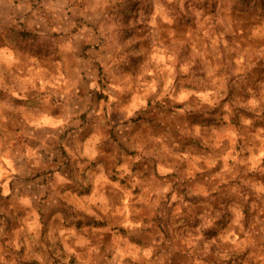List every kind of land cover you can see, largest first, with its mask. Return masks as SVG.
<instances>
[{
  "label": "rangeland",
  "instance_id": "374dc122",
  "mask_svg": "<svg viewBox=\"0 0 264 264\" xmlns=\"http://www.w3.org/2000/svg\"><path fill=\"white\" fill-rule=\"evenodd\" d=\"M0 264H264V0H0Z\"/></svg>",
  "mask_w": 264,
  "mask_h": 264
}]
</instances>
